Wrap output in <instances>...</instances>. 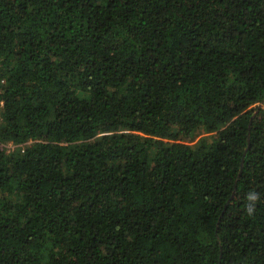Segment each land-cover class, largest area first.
<instances>
[{
	"label": "trees",
	"instance_id": "obj_1",
	"mask_svg": "<svg viewBox=\"0 0 264 264\" xmlns=\"http://www.w3.org/2000/svg\"><path fill=\"white\" fill-rule=\"evenodd\" d=\"M0 264H264V0H0Z\"/></svg>",
	"mask_w": 264,
	"mask_h": 264
},
{
	"label": "clouds",
	"instance_id": "obj_2",
	"mask_svg": "<svg viewBox=\"0 0 264 264\" xmlns=\"http://www.w3.org/2000/svg\"><path fill=\"white\" fill-rule=\"evenodd\" d=\"M246 198L250 202L248 205H246V212L251 215L254 211L255 201H257L259 197L255 192H250Z\"/></svg>",
	"mask_w": 264,
	"mask_h": 264
},
{
	"label": "water",
	"instance_id": "obj_3",
	"mask_svg": "<svg viewBox=\"0 0 264 264\" xmlns=\"http://www.w3.org/2000/svg\"><path fill=\"white\" fill-rule=\"evenodd\" d=\"M242 161H243V160H241V164H242ZM240 172H241V169H240Z\"/></svg>",
	"mask_w": 264,
	"mask_h": 264
},
{
	"label": "built area",
	"instance_id": "obj_4",
	"mask_svg": "<svg viewBox=\"0 0 264 264\" xmlns=\"http://www.w3.org/2000/svg\"><path fill=\"white\" fill-rule=\"evenodd\" d=\"M10 147H12V148H13L14 146H11V145H10Z\"/></svg>",
	"mask_w": 264,
	"mask_h": 264
}]
</instances>
